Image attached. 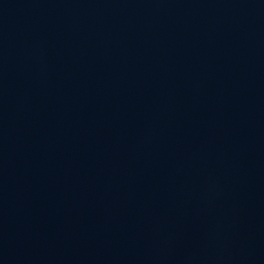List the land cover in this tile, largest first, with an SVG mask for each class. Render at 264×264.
I'll use <instances>...</instances> for the list:
<instances>
[{
    "label": "water",
    "instance_id": "1",
    "mask_svg": "<svg viewBox=\"0 0 264 264\" xmlns=\"http://www.w3.org/2000/svg\"><path fill=\"white\" fill-rule=\"evenodd\" d=\"M0 264H264V0H0Z\"/></svg>",
    "mask_w": 264,
    "mask_h": 264
}]
</instances>
